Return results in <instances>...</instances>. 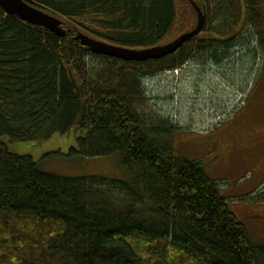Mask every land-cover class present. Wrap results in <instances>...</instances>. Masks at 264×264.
<instances>
[{"label":"trees","instance_id":"16d2710c","mask_svg":"<svg viewBox=\"0 0 264 264\" xmlns=\"http://www.w3.org/2000/svg\"><path fill=\"white\" fill-rule=\"evenodd\" d=\"M32 1L68 33L61 39L0 7V264H259L217 183L163 144L170 124L142 111L143 80L200 56L219 64L236 39L218 40L213 30L162 60L129 63L90 53L77 33L133 49L167 44L195 26L185 0ZM235 1L216 5L233 19ZM244 4L241 20L264 54V0ZM89 57L98 62L89 66ZM72 132L71 156L120 154L133 182L48 174L4 141L43 143Z\"/></svg>","mask_w":264,"mask_h":264},{"label":"rangeland","instance_id":"374dc122","mask_svg":"<svg viewBox=\"0 0 264 264\" xmlns=\"http://www.w3.org/2000/svg\"><path fill=\"white\" fill-rule=\"evenodd\" d=\"M208 1L211 17L203 38L219 30L218 40L236 39L230 58L215 64L200 56L177 71L147 77L143 84L148 103L141 108L155 122L164 120L172 127L165 146L200 162L217 183L220 195L258 249L259 264H264V203L256 199L264 196V54L254 42L249 22L241 20L244 0L235 1L233 19L219 12L218 0ZM97 62L88 58L89 66ZM4 141L12 154L30 157L42 172L58 177H97L127 184L134 179L120 154L71 156L77 141L74 132L54 135L43 143Z\"/></svg>","mask_w":264,"mask_h":264},{"label":"water","instance_id":"95a60500","mask_svg":"<svg viewBox=\"0 0 264 264\" xmlns=\"http://www.w3.org/2000/svg\"><path fill=\"white\" fill-rule=\"evenodd\" d=\"M196 13L195 27L180 35L171 42L146 49H133L112 45L88 35L77 33L76 41L80 42L90 53L105 56L129 63H145L162 60L175 54L186 43L200 36L208 21V10L205 3L199 5L194 0H187ZM0 7L9 15L17 17L23 22L44 28L59 38L64 39L68 30L66 22L32 0H0Z\"/></svg>","mask_w":264,"mask_h":264}]
</instances>
